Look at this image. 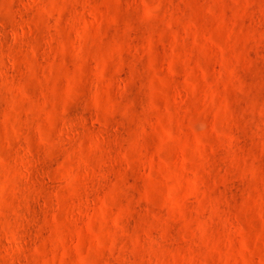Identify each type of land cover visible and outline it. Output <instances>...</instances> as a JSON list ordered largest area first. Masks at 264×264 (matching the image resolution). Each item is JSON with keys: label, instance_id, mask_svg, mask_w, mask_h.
<instances>
[{"label": "rangeland", "instance_id": "rangeland-1", "mask_svg": "<svg viewBox=\"0 0 264 264\" xmlns=\"http://www.w3.org/2000/svg\"><path fill=\"white\" fill-rule=\"evenodd\" d=\"M0 264H264V0H0Z\"/></svg>", "mask_w": 264, "mask_h": 264}, {"label": "bare ground", "instance_id": "bare-ground-1", "mask_svg": "<svg viewBox=\"0 0 264 264\" xmlns=\"http://www.w3.org/2000/svg\"><path fill=\"white\" fill-rule=\"evenodd\" d=\"M115 83H116V86L118 87H121L123 85L119 79H116Z\"/></svg>", "mask_w": 264, "mask_h": 264}]
</instances>
